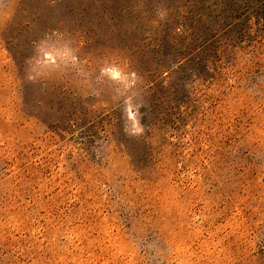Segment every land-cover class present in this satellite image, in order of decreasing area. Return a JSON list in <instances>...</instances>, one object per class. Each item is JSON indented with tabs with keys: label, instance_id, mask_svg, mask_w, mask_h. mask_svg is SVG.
Wrapping results in <instances>:
<instances>
[{
	"label": "rangeland",
	"instance_id": "rangeland-1",
	"mask_svg": "<svg viewBox=\"0 0 264 264\" xmlns=\"http://www.w3.org/2000/svg\"><path fill=\"white\" fill-rule=\"evenodd\" d=\"M0 264H264V0H0Z\"/></svg>",
	"mask_w": 264,
	"mask_h": 264
},
{
	"label": "clouds",
	"instance_id": "clouds-1",
	"mask_svg": "<svg viewBox=\"0 0 264 264\" xmlns=\"http://www.w3.org/2000/svg\"><path fill=\"white\" fill-rule=\"evenodd\" d=\"M107 71L110 73V75L113 79H120L121 78V74H120L119 70L113 68V69H108ZM128 115H129V118L133 120V131H134V133L142 132L143 129H142V127L138 126L139 121L135 120V114L132 112L131 107H129V109H128Z\"/></svg>",
	"mask_w": 264,
	"mask_h": 264
}]
</instances>
